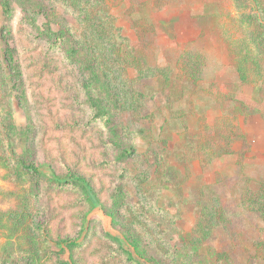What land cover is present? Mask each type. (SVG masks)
I'll use <instances>...</instances> for the list:
<instances>
[{
	"label": "rangeland",
	"instance_id": "rangeland-1",
	"mask_svg": "<svg viewBox=\"0 0 264 264\" xmlns=\"http://www.w3.org/2000/svg\"><path fill=\"white\" fill-rule=\"evenodd\" d=\"M235 15L0 0V264H264V45L243 82Z\"/></svg>",
	"mask_w": 264,
	"mask_h": 264
},
{
	"label": "trees",
	"instance_id": "trees-1",
	"mask_svg": "<svg viewBox=\"0 0 264 264\" xmlns=\"http://www.w3.org/2000/svg\"><path fill=\"white\" fill-rule=\"evenodd\" d=\"M231 2L234 4L235 8H236V15L235 17H231V22L239 25L240 29H241V36L239 37L238 40H242V48L243 45L245 44V40L244 38H246V36L248 35V31H246V28H248L249 23L252 24V22L254 21L257 25V27H259V34H256V36H254L253 38V46L249 47L248 45L245 46V55L244 56H235L234 58V65L237 68V71L240 72V78L241 80L247 81L248 78L245 74L248 73V69H250L248 67V62H254L252 61V57L250 58V55L252 54V51H258L261 49V47L264 45V0H231ZM8 10V9H7ZM219 27V26H218ZM255 35L254 33L252 34V36ZM231 36V35H230ZM249 34L250 40L252 39ZM229 41V44L231 43H236L238 40L235 39V41L231 40L230 37H228L227 39ZM231 40V41H230ZM52 48H54V45H52ZM260 54V53H259ZM11 55V54H9ZM12 56V55H11ZM258 55H256L255 57H257ZM260 56V60H262L261 55ZM258 56V57H259ZM258 76H260L259 78H261L262 80L264 79V66L261 67V71L259 73H257ZM259 79L257 80H252V83L257 82ZM131 151H124L121 155H119V157L117 158L120 161H123L124 159L128 158L131 155ZM21 167L24 169H28L31 172H33L34 174H40V170L38 169V167L34 166V165H27L25 162L20 161ZM57 179L53 180V183H57L58 185H70L73 189L77 190L78 192H86L92 189L91 184L88 182V180L81 176V175H72V179H68V178H60V177H56ZM117 240V239H116ZM75 244V242L73 241H67V245L69 248L72 249L73 245ZM119 251V250H118ZM131 251H129L128 249H124L122 248V250L120 249L119 253L120 255L125 254L127 256V259L129 260H134L132 255L130 254ZM61 263L67 264V262L62 261ZM71 264H73V261H71Z\"/></svg>",
	"mask_w": 264,
	"mask_h": 264
}]
</instances>
